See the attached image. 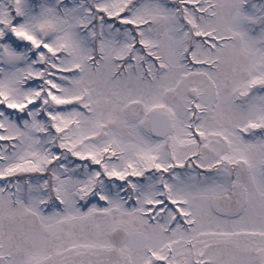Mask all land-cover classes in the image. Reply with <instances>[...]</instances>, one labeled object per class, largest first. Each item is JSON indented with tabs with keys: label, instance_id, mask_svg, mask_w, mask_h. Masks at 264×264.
I'll use <instances>...</instances> for the list:
<instances>
[{
	"label": "snow or ice",
	"instance_id": "6c2138e0",
	"mask_svg": "<svg viewBox=\"0 0 264 264\" xmlns=\"http://www.w3.org/2000/svg\"><path fill=\"white\" fill-rule=\"evenodd\" d=\"M0 264H264V0H0Z\"/></svg>",
	"mask_w": 264,
	"mask_h": 264
}]
</instances>
